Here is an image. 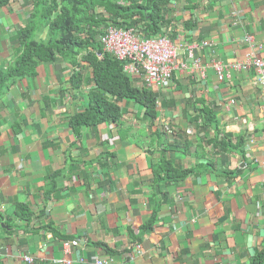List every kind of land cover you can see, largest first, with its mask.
I'll use <instances>...</instances> for the list:
<instances>
[{"label": "crops", "instance_id": "1", "mask_svg": "<svg viewBox=\"0 0 264 264\" xmlns=\"http://www.w3.org/2000/svg\"><path fill=\"white\" fill-rule=\"evenodd\" d=\"M167 6L172 25L162 34L181 44L184 67L172 83L153 89L159 112L152 129L143 121L145 107L124 100L121 123L98 132L85 127L78 137L70 117L88 105L95 86L72 88L74 73L86 77L91 68L62 56L0 98V264H97L100 258L254 264L264 247V94L254 69H230L222 82L213 62L230 67L252 54L264 58V0H171ZM32 11L28 0L0 8V70L15 58L18 31ZM190 46L205 66L203 77L193 70ZM133 81L144 87L138 76ZM205 107L214 109L215 121L203 117ZM158 130H168L175 144L168 158L197 166L194 175L158 182L152 150L166 147L160 148ZM224 133L236 142L254 135L255 142L245 139L238 152L215 151L212 142ZM21 204L31 210L30 220L19 216Z\"/></svg>", "mask_w": 264, "mask_h": 264}, {"label": "trees", "instance_id": "2", "mask_svg": "<svg viewBox=\"0 0 264 264\" xmlns=\"http://www.w3.org/2000/svg\"><path fill=\"white\" fill-rule=\"evenodd\" d=\"M11 1L0 0V8ZM170 1L28 0L33 11L28 22L18 31L15 58L0 70V98L16 82L35 77L41 64L62 56L75 66H82L81 61H86L91 68V74L86 77L81 70L74 73L72 88L80 90L85 84L95 86L88 93V105L70 117V126L78 137L82 136L85 127L96 128L98 132L106 123H121L126 112L121 105L124 100H133L145 107L143 121L152 129L159 112L158 93L146 86H136L133 78L124 71L123 63L104 50L101 36L104 29L110 26L133 27L146 37L165 33V29L172 25L168 18L167 5ZM201 112L204 118L212 122L216 120L212 107H205ZM162 127L171 128L172 124ZM167 131L154 132L156 137L159 136L160 148L162 143L166 144L162 150H152L156 159L155 178L160 183L181 181L198 171L197 166L185 167L168 158L166 151L175 149V144L169 140ZM249 137L241 134L236 142L232 133H224L221 137L216 135L212 143L215 151L232 153L241 151ZM161 138L164 139L162 142ZM18 213L28 220L32 216L31 210L24 204L19 206ZM2 220L4 217L0 215V222ZM254 264H264V247L254 258Z\"/></svg>", "mask_w": 264, "mask_h": 264}, {"label": "built area", "instance_id": "3", "mask_svg": "<svg viewBox=\"0 0 264 264\" xmlns=\"http://www.w3.org/2000/svg\"><path fill=\"white\" fill-rule=\"evenodd\" d=\"M101 42L105 51L123 63L124 71L131 77L141 78L144 87L154 89L170 84L173 81L174 72L184 67L179 59L181 44H178L167 34L146 37L138 29L130 27L110 26L104 29ZM193 46L189 48V59L193 64V70L203 77L206 69L195 53ZM219 81L231 78L230 69L239 71L254 69L255 81L260 85L264 94V58L252 54L247 61L229 64L213 62ZM235 103V99L231 100ZM264 138V137H263ZM255 142V136L248 139ZM71 249V244L66 242V250ZM70 252V251H69ZM28 261H33L30 256H25ZM97 264H111L107 258L96 260ZM66 264H72L71 260H64Z\"/></svg>", "mask_w": 264, "mask_h": 264}, {"label": "rangeland", "instance_id": "4", "mask_svg": "<svg viewBox=\"0 0 264 264\" xmlns=\"http://www.w3.org/2000/svg\"><path fill=\"white\" fill-rule=\"evenodd\" d=\"M133 129V128H132ZM142 135V134H141Z\"/></svg>", "mask_w": 264, "mask_h": 264}]
</instances>
